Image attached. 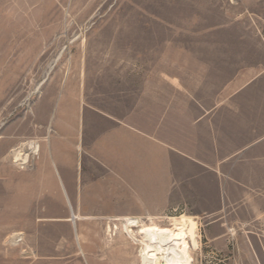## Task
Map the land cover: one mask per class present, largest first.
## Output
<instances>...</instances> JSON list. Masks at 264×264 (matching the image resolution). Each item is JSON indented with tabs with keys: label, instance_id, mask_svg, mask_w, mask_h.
Returning a JSON list of instances; mask_svg holds the SVG:
<instances>
[{
	"label": "rangeland",
	"instance_id": "obj_1",
	"mask_svg": "<svg viewBox=\"0 0 264 264\" xmlns=\"http://www.w3.org/2000/svg\"><path fill=\"white\" fill-rule=\"evenodd\" d=\"M259 14L264 0H0V264H140L139 245L123 227L134 216L88 219L75 210L73 226L63 196L47 192L45 161L56 122L71 118L69 97L77 108L95 104L103 81L128 73L139 59L152 70L162 64L169 74L178 60L185 79L192 58L212 60L195 64V73L203 68L210 79L203 82L206 95L207 85L219 87L240 60H260ZM29 140L38 141V153L24 164L15 161L11 150ZM182 215L188 216L171 209L138 216L135 237ZM196 226L193 264L256 263L254 256L241 257L256 250L255 228L253 241L238 226L233 240L216 250L203 223Z\"/></svg>",
	"mask_w": 264,
	"mask_h": 264
},
{
	"label": "crops",
	"instance_id": "obj_2",
	"mask_svg": "<svg viewBox=\"0 0 264 264\" xmlns=\"http://www.w3.org/2000/svg\"><path fill=\"white\" fill-rule=\"evenodd\" d=\"M259 49L260 60H240L206 95L210 79L195 64L213 61L192 58L186 79L178 60L169 74L139 59L103 81L95 104L77 108L69 97L71 118L56 122L47 146V192L80 218L179 209L203 223L216 250L238 226L253 241L255 228L256 250L241 257L264 264V43Z\"/></svg>",
	"mask_w": 264,
	"mask_h": 264
},
{
	"label": "bare ground",
	"instance_id": "obj_3",
	"mask_svg": "<svg viewBox=\"0 0 264 264\" xmlns=\"http://www.w3.org/2000/svg\"><path fill=\"white\" fill-rule=\"evenodd\" d=\"M23 147L30 152L25 153ZM39 151L38 141L29 140L11 150L15 161L24 164L30 154ZM78 215L71 211L70 221L76 226ZM139 224L136 217H125L123 222L124 232L132 241L139 245L138 255L140 264H193L191 250L198 245L197 223L190 217L182 215L178 221L169 226H151L138 239L135 237L134 228ZM78 239V235H76Z\"/></svg>",
	"mask_w": 264,
	"mask_h": 264
}]
</instances>
